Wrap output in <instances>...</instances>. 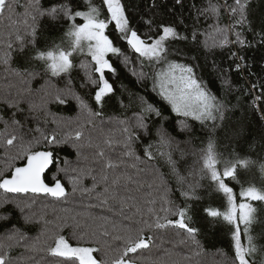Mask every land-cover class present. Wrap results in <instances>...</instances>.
<instances>
[{
    "label": "snow or ice",
    "instance_id": "obj_1",
    "mask_svg": "<svg viewBox=\"0 0 264 264\" xmlns=\"http://www.w3.org/2000/svg\"><path fill=\"white\" fill-rule=\"evenodd\" d=\"M140 4L142 8L127 5L123 0H84L85 7L81 8L74 0H50L47 6L41 0H31L25 13L31 19L24 21L22 33L17 29L7 37L0 35V66L4 71L27 83L38 77L44 79L40 103L27 101L28 112L36 114L30 118L37 122L30 138L16 134V129L23 128L17 119V113L24 112L20 107L24 102L22 93L4 101L12 111L7 119L0 114V122L5 132L10 127L13 131L3 144L15 147L16 152L0 169V222L11 220L8 206L19 213L18 220L25 226L44 220L43 216L36 219L32 211L40 197L59 203L79 194L97 201L85 204L83 211L75 213L61 208L66 215L57 217L60 221L57 230L49 234L45 228L31 240L22 227L12 224L0 238V264H27L33 260L24 253L14 256V248H23L26 253L44 252L55 258L54 264H142L147 259L143 253L153 246L154 236L150 234L153 230L177 229L178 235L186 234L187 240L198 246L201 229L195 219L199 214L209 218L211 226L217 220L230 226L232 255L226 257L224 264H264V242L253 235V226L264 224L258 205L253 203L264 204V186L240 180V170H250L256 161L251 154L241 155L233 150L225 155L217 150L219 132L242 99L252 100L251 107L264 124V0H202L199 6L193 3L188 16L190 25L182 13H176L177 6L185 7L184 0H172L171 4L168 0H140ZM16 7L15 0H0V17L7 12L11 21ZM130 11L136 15H130ZM43 19L50 21L60 35L40 48L37 42ZM203 22H208L206 28L201 27ZM110 25L126 44L127 51L107 34ZM217 49H228L230 63L218 64L212 59L207 64ZM249 51L261 55L259 75L252 71L254 61L247 55ZM110 56H115L138 84L147 89L150 83V91L155 95L149 98L130 92L128 105L122 100L120 105L122 109L132 108L131 115L109 117L106 123L114 127L107 133L101 128L100 136L93 138L86 132L97 129L98 121L105 123L103 110L116 92L107 77L109 73L117 75ZM17 57L25 63L23 71L13 67ZM77 57L83 58L78 64ZM201 57L204 66L199 63ZM205 66L210 68L214 81L198 74V69ZM77 68L83 73L79 85L86 90L83 94L74 87L72 73ZM233 73L244 83L234 84ZM252 76L260 83L253 82ZM52 78L63 80L64 86L57 87ZM216 84L218 91L214 90ZM121 90L128 91L123 86ZM256 90L259 95H255ZM26 91L30 94L33 90ZM233 99L236 103H232ZM70 101L78 109L75 129L45 130L39 123V114L43 113L46 124L47 117L53 115L47 109L49 103L68 105ZM173 116L177 118L179 131L189 135L184 142L186 147L182 148L169 131ZM189 119L198 122L206 137L199 148L192 143L196 129L188 123ZM52 122L62 121L53 116ZM244 132L240 126L233 130V137L239 139ZM245 143L257 160L264 157V130L258 138ZM64 146L76 152L75 165L65 157L64 166L60 167L54 150ZM84 149L91 151L85 153ZM177 151L181 158L194 157L186 174H182L179 161L173 157ZM158 158L164 159L170 168L177 181L176 188H171L152 164ZM17 160L23 163L17 166ZM53 164L56 172L49 184L45 174ZM259 170L264 174V163L259 164ZM60 173L67 178L71 192L59 178ZM141 174L153 176L147 183L152 190L147 195H135L129 187L137 185V192L144 187L145 182L138 179ZM87 177L93 181L91 187L82 184ZM261 179L264 180V175ZM227 181L240 185L238 195ZM202 191L209 197L213 193L222 194L226 201L224 210L211 204L201 207ZM176 192L182 203L172 199ZM92 208L111 211L128 223L93 215L89 211ZM97 221L99 225L93 227ZM69 226L79 230L72 234L75 245L61 234ZM98 252H103V258L94 255ZM154 264L165 261L161 258Z\"/></svg>",
    "mask_w": 264,
    "mask_h": 264
},
{
    "label": "trees",
    "instance_id": "obj_2",
    "mask_svg": "<svg viewBox=\"0 0 264 264\" xmlns=\"http://www.w3.org/2000/svg\"><path fill=\"white\" fill-rule=\"evenodd\" d=\"M31 0H15L17 7L14 10V15L12 20L7 19V12H5L3 17H0V35L7 37L9 32L14 33L17 29L22 30L24 28V21L27 19L30 21V16H25V13L29 10L28 5ZM50 0H41V3L44 6L49 4ZM74 2L79 5L81 8H84V0H74ZM94 2H98V0H94ZM123 2L127 5H136L142 8L140 4V0H123ZM202 0H184L185 7L183 9L177 6L176 13L177 15L183 14L186 22L190 25L192 21L188 19L190 6L195 3L197 6L201 4ZM168 3L171 4L172 0H168ZM130 15H136L134 12L130 11ZM168 17H165L167 19ZM138 19V16L136 17ZM136 19L133 20V23H136ZM79 22V21H77ZM226 22V19H225ZM208 22H203L201 27L206 28ZM141 34L143 35L144 29L141 26ZM107 34L113 39L117 46L122 47L125 51H127V46L123 41L118 39V34L115 33L114 27L110 25ZM60 33L53 27L50 26V21L47 19H43L41 21V28L39 33V38L37 45L40 48H44L46 43H50L53 39L58 38ZM14 39V35H13ZM57 42L59 40L57 39ZM247 55L254 61L252 71L257 75L262 73L261 69V55L259 52L249 51ZM228 49L220 51L216 50L215 56L210 57L207 61V64L210 65L212 63V59H215L218 64H228L230 63L227 59ZM113 65L117 69V75L113 77L110 73L107 74L110 82H112L115 86L116 92L115 95L108 100L104 108V116L103 120L104 124H100L98 121V127L95 130L89 129L86 132V135L89 133L93 138L100 136V129L103 128L104 132L107 133L114 126L108 125L106 122L109 117L120 116L123 118L122 113L124 115H131L132 108L122 109L120 105V101L122 100L125 105L129 103V93L138 94L142 96H146L149 98L154 97V93L150 91L151 84H148V88L146 89L142 85L136 82V78L131 75V72L124 67L123 64L115 56L109 57ZM77 64L82 57H77ZM199 63L204 66L205 60L201 57ZM13 67L20 68L23 71L25 67V63L23 59L17 57V59L13 62ZM198 74L201 75L205 80L214 81L215 77L212 76L210 68L201 67L198 69ZM233 75L234 84L240 85L244 82L236 76L235 73ZM74 87L77 91L83 94L86 90L81 89L79 87L80 81L83 77V73L79 68L75 69L72 73ZM251 80L256 83H260L257 80L256 76H252ZM52 83L56 84L57 87H63L64 81L59 78H52ZM44 85V79L37 78L35 80H31L30 83L22 80L21 77L15 76L4 71L3 67L0 66V114L4 115L5 119L10 116L12 109H9L7 105L4 103L5 99H11L16 97L18 94L22 93L23 101L20 105L21 108L24 109V112L17 113V119L21 120L23 123V128L16 129V134L18 136L23 135L26 138H30L34 133L31 131L35 129L37 126V122L33 121L30 117L32 115H36L35 113L28 112V102L29 100L39 104L41 96L43 95V89L41 86ZM121 86L127 88L128 91H122ZM31 88L33 91L29 94L26 89ZM214 90L218 91V84L214 86ZM259 90H256L255 95H259ZM232 103H236L233 99ZM94 105V102H93ZM252 100L242 99L240 107H238L235 112L229 113V119L225 121L224 129L219 132L218 136V144L217 150L219 152L227 155L228 153L235 150L241 155L251 154L252 159L256 161V163L251 167L250 170L241 169L240 170V180L245 182L254 181L258 187L264 186V180L261 179V176L264 175L259 170V164L264 163V157H261L257 160V157L254 153H250V149L248 144L245 143L246 140L251 138H258L259 134L262 130H264V124H261L259 119V113L255 112L251 107ZM47 109L53 115L47 117V123H44L43 113H40V121L39 123L45 130L57 129L58 131H69L74 130L77 126L76 117L78 114V109L76 108L75 102L70 101L68 105H60L57 103H49L47 105ZM53 116L58 121H62L61 123H53ZM25 117H29V119H25ZM71 118V120H69ZM176 117H172V123L169 125L170 133L176 138L177 142L181 144V147H186L187 145L184 143L189 140V135L187 133H182L179 131L178 124L175 123ZM183 119V118H180ZM188 123L195 126V133L192 135V143L195 147L199 148L201 146V140L206 139L204 134L200 128L198 122L188 120ZM243 126L245 129L244 135L239 139L233 137V130ZM13 129L10 127L7 132L4 130V124L0 122V169L6 166V160L9 156L14 155L16 152L15 147H6L3 144L6 136L11 133ZM59 157L60 167H63V160L65 157L72 162L73 165L76 164L77 156L76 152L73 148L69 146H64L62 149L54 150ZM85 153L90 152V149H84ZM174 159L179 161V167L181 168L182 174H186L189 165L193 163L194 157L191 155H186L181 158L180 152L173 153ZM23 162L20 160L15 161L17 166L21 165ZM152 164L158 169L159 173L163 175L164 180L169 184L171 188L177 187L176 178L173 176L170 168L165 163L164 159L158 158L155 161H152ZM56 172V165L53 164L51 169L45 174V180L47 183L51 184L53 181V174ZM59 178L62 183L66 186V190L71 192V185L69 184L67 178H65L64 173L59 174ZM138 179L145 182L144 187L140 189L138 192L136 191L137 185H129V187L133 190V194L135 195H147L148 192L152 191L147 187V183L152 181L153 176L147 174H141ZM230 186L234 188L237 195L239 192L240 185L235 181H227ZM93 181L90 177L84 178L82 180V184L87 187H91ZM203 183H208V181H203ZM204 196L203 205L211 204L214 207H217L219 210H224V206L226 205V201L222 194L213 193L211 197L208 196L206 192H201ZM172 199L176 200L178 203H182L179 199V193L176 192L172 195ZM87 203H97V201L89 200L87 197H81L77 194L75 197H69L67 202H55L52 201L51 198H37L36 204L33 206L32 211L36 214V219H39L41 216L44 217V220H41L39 223H34L31 225H23V222L18 220L19 213L16 212L11 206H8L7 210L12 212V218L9 221L0 222V238L3 237V234L6 228H10L12 224H17L19 227H22L25 234L29 237V240L35 238L40 234L41 231L47 228L49 230V234L52 231H56V225L60 223L57 220L58 216H65L66 213L61 212V208L69 209L71 213H75L78 211L84 210V205ZM258 205L259 215L262 219H264V204H259V202H253ZM49 205L47 208L44 205ZM159 202L156 207L159 208ZM55 207V211L53 208ZM89 211L93 215H105L109 219L114 220L118 223L122 222L127 224V221H123L122 217L118 215H113L111 211L101 210L100 208H92ZM163 215V213H161ZM49 221L51 223L45 224L44 221ZM209 218L204 217L202 214H199L195 223L196 226L201 229L200 234L197 239L199 240V245H194L190 240H187L185 235H178L177 232L179 230L174 228H166V229H158L153 230L151 235L154 236L153 246L149 251H145L143 255L147 258L142 261V264H154V262H158L163 258L165 264H224L226 257L232 255L231 249V234L229 232V225H227L222 220H217L214 226H211L208 222ZM89 224H92L91 221H88ZM99 221L96 222L93 227H97L99 225ZM243 228V226H241ZM253 235L256 236L259 240L264 242V224H255L253 226ZM79 231L78 229H74L69 226L62 230L61 234L65 235L66 238L70 240V242L75 245L76 240L73 238V232ZM43 239V237H42ZM110 239V238H109ZM186 240L185 243H181V240ZM111 242V241H110ZM242 242H246L243 241ZM119 243V242H115ZM21 253H24L25 256H32L33 260L27 262V264H35L36 261H40L41 264H54L55 258L48 256L44 252H32L26 253L23 248H14L12 254L14 256H19ZM171 255H168V254ZM98 259L103 258V252H98L94 254Z\"/></svg>",
    "mask_w": 264,
    "mask_h": 264
},
{
    "label": "water",
    "instance_id": "obj_3",
    "mask_svg": "<svg viewBox=\"0 0 264 264\" xmlns=\"http://www.w3.org/2000/svg\"><path fill=\"white\" fill-rule=\"evenodd\" d=\"M51 167H52V166H51ZM51 167H50V169H51ZM47 172H48V171H47ZM47 172H46V173H47Z\"/></svg>",
    "mask_w": 264,
    "mask_h": 264
}]
</instances>
